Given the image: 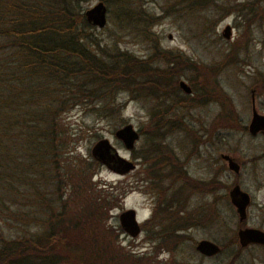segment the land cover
<instances>
[{
	"label": "rangeland",
	"instance_id": "obj_1",
	"mask_svg": "<svg viewBox=\"0 0 264 264\" xmlns=\"http://www.w3.org/2000/svg\"><path fill=\"white\" fill-rule=\"evenodd\" d=\"M96 1L81 0L79 4L84 10ZM142 1L144 8L155 17L150 26L152 40L135 34L130 27H120L113 15L109 17L108 11L106 23L95 27L91 31L93 36L100 45L114 42L142 58L153 54L152 46L156 42L159 49L189 59L188 69L184 65L180 67L177 61L166 63L163 56L149 58L147 65L157 67L160 72L176 63L166 74L179 73L176 81L184 79L199 93L189 98L179 88L173 92L161 80L160 73L142 70L139 79L148 84H142L140 92L133 96L127 91L117 92L115 100L118 104L113 113L99 114L96 109H84L78 104L62 114V121L73 139L64 154L91 159L92 144L106 137L119 154L130 160L135 159L138 147L150 143L146 156L151 158L152 143H156L157 150L165 151L167 146L180 158L184 154L188 173L204 179L201 188L204 192L193 190L192 186L188 188L178 180L165 193L167 180L156 183L146 176H143L145 180H140L138 166L119 174L98 162L91 177L97 187L110 188L108 184H111L118 187L117 190H127L119 197V204L111 209L106 219L109 224L119 225L118 212L129 206L135 208L140 220L148 215L156 194L157 199L161 195L163 201L160 203L164 204L171 190L178 185H181V196H187V208L199 207L209 212L214 195L208 190L217 188L214 192L218 194L215 217L189 227L185 232L190 238L181 236L183 239L178 238L177 243L149 242L143 239L144 230L131 237L121 229L117 237L119 244L134 252L133 257L139 259L137 264H264V245L241 247L237 243L235 229L239 222L226 195L233 182L248 191L252 203L240 225L264 229V138L261 134L250 135L246 129L250 116V88H254L257 111L264 113V0H215L212 5L195 11L183 10L176 0ZM110 10L115 9L111 6ZM225 24L230 26L228 38L221 35ZM158 77L159 82L155 80ZM158 113L161 116L158 117ZM126 122L140 133L130 149L113 134L116 127ZM219 152H227L238 159L250 156L255 159L241 163L235 174L227 169ZM11 209L16 210V206L12 205ZM28 224L34 228V222ZM29 225L19 221L13 211L0 216L5 235L24 233ZM201 237L216 241L221 246L220 252L211 257L200 255L193 244Z\"/></svg>",
	"mask_w": 264,
	"mask_h": 264
},
{
	"label": "trees",
	"instance_id": "obj_2",
	"mask_svg": "<svg viewBox=\"0 0 264 264\" xmlns=\"http://www.w3.org/2000/svg\"><path fill=\"white\" fill-rule=\"evenodd\" d=\"M80 1L0 0V216L13 211L23 224L34 222V228L29 225L15 236L3 234L0 226V264L139 262L119 244L120 226L106 223L127 190L111 184L97 187L91 177L98 161L64 154L73 139L62 114L78 104L99 114L113 113L117 92L133 96L148 84L139 79L142 70L160 73L161 80L178 91L179 73L166 74L176 63L159 72L147 62L156 56L166 63L180 62V67L191 62L159 49L156 42L148 58L114 42L100 45L91 32L96 26L85 19ZM102 1L106 15H113L120 27L153 39L155 17L142 0ZM214 1L175 3L195 11ZM194 89L186 96L199 93ZM160 200L161 195L157 203Z\"/></svg>",
	"mask_w": 264,
	"mask_h": 264
},
{
	"label": "flooded vegetation",
	"instance_id": "obj_3",
	"mask_svg": "<svg viewBox=\"0 0 264 264\" xmlns=\"http://www.w3.org/2000/svg\"><path fill=\"white\" fill-rule=\"evenodd\" d=\"M221 35L223 36L222 32H221ZM229 36H230V32H229ZM228 37H224V38H228ZM179 79H182V78H179ZM178 80H177V86H178ZM178 88L182 91V89L179 86ZM182 92L185 95H189V96L192 95V89L190 90V92H184V91ZM208 99H209L208 101H211L210 97H208ZM249 103H250V116H249L248 122L246 123V129L250 135L261 134L264 138V135L261 133L260 130H257L254 133H251L247 128V125L250 121L253 109L256 112H258L255 107V102H254V88L253 87L249 89ZM258 113L264 114L262 112H258ZM136 131L138 133V136H137V139H138L140 133L138 130ZM146 148L148 147L147 146H144L143 148L138 147L135 152V156H134L135 159L132 160L134 163L133 168H135L136 166L139 167L138 172L141 173L139 177L140 180H145L143 176L150 178V181H154L156 183L157 181L161 179H166L167 182L164 185L165 193L167 192L168 189L172 188L173 184H175V182H177L178 180H180L181 184H186L188 188L192 186L193 190H201V192L202 191L204 192V190L201 189L204 186V179L188 173L184 165L187 161V158L185 157L184 154H183V157L180 158L178 156V153L173 152L172 150H168L167 146H165L167 150L162 151V150H157L156 143H152V150L154 152L152 153L151 158H147ZM150 150H151V147H150ZM220 153L221 152L218 153L219 157H220ZM263 154H264V151H263ZM232 157H234V159L239 164L238 171H239L241 163H245L246 161H249V160L254 161L255 159L254 156H250L247 158H239V159L238 157H235V156H232ZM222 160L225 162V165H226V161L224 159ZM238 171L237 172L232 171V172L236 174L238 173ZM213 180H215V178H213ZM211 182H215V181H211ZM210 186L211 185H209V187ZM216 189L217 188H212L208 190V192H212V195H214L213 198H211V204L209 205V209H210L209 212L208 211L206 212L204 209L199 208V207L193 210L187 208L185 204L187 196L185 195L181 196V185H178L175 188H173V190H171V193L168 196V200H165L166 202L164 204L160 202L157 203V194H156L155 201H152V205L150 206L151 208L149 210L148 215L142 216L141 219L139 220L138 219L139 214L135 210L139 230L134 237L139 235V233L144 230L143 239H147L149 242H154L157 240L158 242L165 241V242H170V243H177L180 239L181 240L183 239V237L181 238V236H184V238H190L189 234L185 232L187 229H189V227L204 224L205 220L210 221L212 218L215 217V214H216L215 203L217 202V197H218V194L216 193L214 194ZM248 194H249V203L247 205V208L252 203V195L249 192ZM226 195H227V192H226ZM176 200L179 201L180 204L177 203ZM161 201L163 200L161 199ZM247 208H246V215H247ZM246 215L241 220L237 218L239 223L235 229V234L239 227H244V226L257 227V226H251V225H246V224L240 225V223L246 218ZM165 236H166V239L164 238ZM178 238L180 239L178 240ZM201 238H207L209 240H212L213 242H216L212 238H209V237H201ZM199 239L194 240V244H193L194 249H195V243ZM236 240H237V243L239 244L237 234H236ZM250 244L264 245V243H260V242H248L245 245L239 244V246L245 247ZM218 246L220 247L219 251H217L216 253L210 254V255H206L196 249L195 250L203 257H211V256L217 255L220 252L221 246L219 244Z\"/></svg>",
	"mask_w": 264,
	"mask_h": 264
},
{
	"label": "water",
	"instance_id": "obj_4",
	"mask_svg": "<svg viewBox=\"0 0 264 264\" xmlns=\"http://www.w3.org/2000/svg\"><path fill=\"white\" fill-rule=\"evenodd\" d=\"M83 14L85 19L96 27H102L106 23V6L102 0H97L91 6L85 8ZM221 32L224 37H228L230 26L225 24ZM168 36H170V34H168ZM178 86L184 92H190L191 90L190 86L183 79L178 80ZM247 128L251 133L260 130L264 135V114L258 113L253 109ZM113 134L127 149L133 147L134 141L138 136L136 129L130 122L116 127ZM90 155L110 170L119 174L128 172L134 167L133 161L119 154L106 137H101L92 144ZM220 157L226 161L228 169L233 172L238 171L239 164L234 157L226 152H221ZM227 196L234 207L237 218L239 220L243 219L246 215V208L249 203L248 192L242 189L237 182H233L227 189ZM135 212V208L129 206L121 209L117 214L119 226L131 237L135 236L139 230ZM236 234L240 245H245L248 242L264 243V230L258 227H239ZM195 249L206 255H210L219 251L220 247L212 240L201 238L196 241Z\"/></svg>",
	"mask_w": 264,
	"mask_h": 264
}]
</instances>
